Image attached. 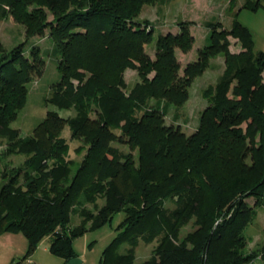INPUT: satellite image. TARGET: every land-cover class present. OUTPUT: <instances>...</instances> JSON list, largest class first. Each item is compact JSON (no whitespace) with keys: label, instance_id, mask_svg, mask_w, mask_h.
Listing matches in <instances>:
<instances>
[{"label":"trees","instance_id":"16d2710c","mask_svg":"<svg viewBox=\"0 0 264 264\" xmlns=\"http://www.w3.org/2000/svg\"><path fill=\"white\" fill-rule=\"evenodd\" d=\"M154 1L0 0V17L11 15L27 32L49 27L53 53L60 55V81L49 101L58 108L82 105L91 86L99 106L93 118L80 111L65 120L49 110L31 135L20 137L9 124L23 106L25 84L41 60L37 51L23 56L19 46L0 55V136L7 140L1 155H24L19 166L2 173L0 234H23L26 257L48 236L49 252L66 264L77 256L72 241L88 223L98 227L122 211L101 263L133 264L138 239L148 243L158 236L155 254L139 264H245L252 259L254 254L240 253V232L251 215L245 197L264 193V51H253L252 32L234 17L229 31L211 29L196 61L180 75L174 48L185 52L193 42L185 24L176 34L158 35L154 58L144 51L153 29L135 17L143 4ZM32 2L52 10L54 19L45 22L42 10L28 11ZM258 6L260 0H244L241 8ZM228 34L242 50L227 49ZM220 51L225 69L206 89L208 104L196 129L186 134L179 125H166L164 107L149 106L150 99L182 105L192 79ZM127 68L138 77L128 91L123 80ZM66 121L73 137L87 144L79 162L66 157L69 146L60 136ZM113 126H120L135 156L112 144L117 140ZM97 195L104 198L97 211L81 207L80 221L69 226L72 207L94 202ZM168 197L169 209L163 205ZM207 200L216 213L204 210ZM192 218L200 228L187 247L177 234ZM124 242L129 247L120 252Z\"/></svg>","mask_w":264,"mask_h":264},{"label":"rangeland","instance_id":"374dc122","mask_svg":"<svg viewBox=\"0 0 264 264\" xmlns=\"http://www.w3.org/2000/svg\"><path fill=\"white\" fill-rule=\"evenodd\" d=\"M243 4L244 0H156L152 3H145L135 17V20L140 23L147 20L148 27L153 29L152 40L144 44V51L151 58H154L155 42L158 35L168 32L176 34L180 25L185 24L193 36V42L191 47L185 52L177 46L174 48L175 56L179 63V74L181 75L184 66L196 61L198 51L208 43L211 29L229 31L234 17L241 23L243 22V25L249 24L253 29L255 28L256 33L252 34L254 37L253 51L264 50V0H260V6L255 9L257 10L256 12L245 7L241 8ZM36 9L42 10L45 14L43 21L50 22L54 19L53 11L44 5L32 2L27 6V10L30 12ZM227 39L229 41L227 46L229 51L238 52L243 49L236 37L228 34ZM16 46H19L23 56L29 58L32 51H37L41 60V63L38 64V70L32 73L30 80L25 84L26 98L24 104L16 118L9 124L11 128L18 131L20 137L31 135L34 127L43 120L49 110L57 112L65 120L76 116L80 111L88 112L92 118L96 117V111L99 106L94 96L97 95V90L91 86V91L86 94L85 102L82 105L58 108L49 101L56 84L60 81V72L57 69L60 55L53 53L54 42L50 36L48 26L44 27L40 33L27 32L26 25L17 21L11 15L0 17V55L10 53ZM224 69L225 58L223 52L220 51L214 56H210L202 73L192 79L188 87V98L182 105L175 106L163 100L150 99L149 106L164 107L165 124L179 125L183 132L190 134L197 127L201 110L208 104L210 88L207 91L206 89L216 83ZM124 71L123 80L126 85L125 90L128 91L138 77L134 69L127 68ZM261 77L264 81V69L261 72ZM72 82L75 85L78 81L73 79ZM140 113L138 112V114ZM120 123L122 124V121ZM112 131L117 135V140L112 141V144L121 152H132L135 156L136 149L132 150L130 148L125 136L121 133L120 126H113ZM60 136L64 138L69 146L66 155L67 159L79 162L86 152V142L82 138L73 137L67 121L60 132ZM6 147V138L0 136V186L6 178L2 174L4 169L19 166L24 159V155L21 154H11L3 157L1 153ZM103 202L104 198L102 195H97L94 202L74 205L70 212L69 226H74L80 221L79 210L81 207H87L91 211L96 212ZM245 202L251 210V215L249 221L240 232V236L243 239L240 253L245 256L254 254L252 259L245 264H264V258L261 256V247L264 241V193L261 196H246ZM163 205L168 209L173 207L171 198H166ZM212 206L210 200H207L204 204V210L209 213H216ZM123 217L124 213L119 211L98 227L89 228L88 223L87 230L73 239L72 247L76 255L82 259L81 264H105L100 262L101 254L113 239L115 228ZM220 220L221 216L219 215L214 220V226ZM199 228L198 220L192 218L180 228L177 234L178 241H185L186 246L191 247L189 237L195 235ZM19 235L22 237L23 243H25L24 251L18 252L20 243L17 242L15 245L17 252L10 264H34L33 260L35 259L32 254L26 257L27 241L25 237L21 233ZM160 241L161 236L148 243L139 238L132 263L139 264L155 254ZM48 245L49 237L46 236L36 248V257L38 259L36 264L44 262L45 258L43 255H49L58 261L61 260L60 257L49 254ZM127 247H129V244L124 242L119 245L118 250L123 252Z\"/></svg>","mask_w":264,"mask_h":264},{"label":"crops","instance_id":"0c3cea01","mask_svg":"<svg viewBox=\"0 0 264 264\" xmlns=\"http://www.w3.org/2000/svg\"><path fill=\"white\" fill-rule=\"evenodd\" d=\"M256 11L257 10H255L254 12ZM245 25L247 27H250L249 29L250 31H252V34L256 33L255 28L253 29L252 26H250L249 24H245ZM253 40H254V37H253ZM261 51H264V50H261ZM17 242L20 243L18 252L21 253L22 251H24L25 243H23V239L19 235V232H5V233L0 234V264H10V262L14 258L15 253L17 252L16 246H15ZM36 248L34 252L32 253L33 258L35 259L33 260L34 264L38 262V259L36 257L37 256ZM43 250H45V248H43ZM48 252H49V249H48ZM49 254H52V253L49 252ZM52 256H55V255L52 254ZM43 257L45 258L43 260L44 262H40V264H62L63 262V259L61 257H60L61 260L59 261L50 257L49 255H43Z\"/></svg>","mask_w":264,"mask_h":264},{"label":"water","instance_id":"95a60500","mask_svg":"<svg viewBox=\"0 0 264 264\" xmlns=\"http://www.w3.org/2000/svg\"><path fill=\"white\" fill-rule=\"evenodd\" d=\"M82 259L79 256H74L66 261V264H81Z\"/></svg>","mask_w":264,"mask_h":264},{"label":"built area","instance_id":"2783aa9c","mask_svg":"<svg viewBox=\"0 0 264 264\" xmlns=\"http://www.w3.org/2000/svg\"><path fill=\"white\" fill-rule=\"evenodd\" d=\"M29 260H30V259H29ZM29 260H28V261H29Z\"/></svg>","mask_w":264,"mask_h":264}]
</instances>
